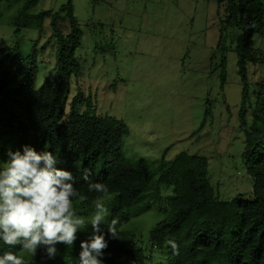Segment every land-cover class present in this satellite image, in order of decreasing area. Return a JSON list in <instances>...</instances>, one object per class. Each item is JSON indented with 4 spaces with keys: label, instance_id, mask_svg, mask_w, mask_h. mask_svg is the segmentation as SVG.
I'll return each mask as SVG.
<instances>
[{
    "label": "trees",
    "instance_id": "trees-1",
    "mask_svg": "<svg viewBox=\"0 0 264 264\" xmlns=\"http://www.w3.org/2000/svg\"><path fill=\"white\" fill-rule=\"evenodd\" d=\"M7 1L0 0V5ZM211 1L216 4L220 26L218 47L227 28L235 27L242 34L234 52L241 88V159L252 180L249 197L243 199L238 195L229 201L219 200L209 184L208 163L202 157L178 153L166 165L161 163L163 169L152 183V173L142 160L132 162L121 156V141L127 135L125 125L96 115L89 97L77 93L70 98L75 51L81 38L70 4L59 9L67 19V34L58 28V13L32 12L36 0H22L10 21L14 38L23 30H35L39 36L27 56L22 55L16 43L0 46V159L6 162L8 151L22 152L24 145L38 153H52L59 161L56 167L71 172L74 186L88 196L85 203L94 202L100 195L87 191L85 172L93 182L106 183V195L114 194L120 201L110 216V221L119 220L116 227L150 210L163 212L164 218L150 230L148 240L152 249H162L169 240L175 242L177 249L169 245L166 253L168 264H210L213 258L220 264H264V44L255 47L252 40L261 37L264 43V0ZM46 19L51 36L43 47L45 50L52 41L53 75L35 88L38 43ZM248 65L263 67L259 81L249 84ZM220 69L223 86L224 59ZM209 102L206 100L207 106ZM209 111L210 108L205 110L206 116ZM147 186L151 189L145 193ZM104 234L108 246L101 257L103 264H115L123 257L134 264H144L146 258L132 236L118 229V239L111 238L107 231ZM77 236L72 247L57 244L54 259H48L45 248L38 247L35 260L50 264L69 256L75 246L80 252V242L85 238ZM9 250L18 256L22 248L7 246L0 240V255Z\"/></svg>",
    "mask_w": 264,
    "mask_h": 264
},
{
    "label": "rangeland",
    "instance_id": "rangeland-1",
    "mask_svg": "<svg viewBox=\"0 0 264 264\" xmlns=\"http://www.w3.org/2000/svg\"><path fill=\"white\" fill-rule=\"evenodd\" d=\"M21 3L22 0H8L0 5V46L16 43L22 55L27 56L39 35L35 30H23L17 38L13 37L10 21ZM66 4L71 5L81 36L75 51L70 98L77 93L89 97L96 115L125 125L127 135L121 141V156L132 162L142 160L152 173V183L163 169L161 163L166 165L178 153L202 157L208 163L209 184L219 200L229 201L238 195L243 199L249 197L252 180L241 159V88L234 52L242 34L235 27L227 28L218 47L220 26L214 1L36 0L32 12L58 13V28L67 34L65 13H59ZM50 36L46 19L38 43L35 88L53 75L52 41L48 40L45 50L43 47ZM252 40L255 47L264 44L261 37ZM223 59L226 76L221 86ZM247 73L252 84L261 79L263 67L248 65ZM206 100H210L208 106ZM207 108L210 111L206 116ZM147 187L145 193L151 189ZM101 199L109 211L105 223L100 225L106 232L111 213L120 201L114 194ZM94 202L76 200L73 208L90 223ZM164 216L154 209L130 217L117 227L133 237L146 258L144 264H168L169 244L152 249L148 240L150 230ZM91 232L89 225L77 235L86 239ZM18 257L25 264H48L37 262L35 256L23 249ZM50 264H79L77 246L69 256ZM115 264L134 262L123 257ZM210 264L220 263L213 258Z\"/></svg>",
    "mask_w": 264,
    "mask_h": 264
},
{
    "label": "clouds",
    "instance_id": "clouds-1",
    "mask_svg": "<svg viewBox=\"0 0 264 264\" xmlns=\"http://www.w3.org/2000/svg\"><path fill=\"white\" fill-rule=\"evenodd\" d=\"M8 160L0 167V240L7 246L20 245L33 257L38 247H44L48 259L57 255V244L73 246L77 233L91 226V235L80 242L79 264H103L101 257L108 246L100 225L109 215L101 196L109 193V186L93 182L85 172L87 191L98 195L94 214L88 218L73 208L76 200L86 201L74 185L72 173L56 167L57 156L48 151L37 152L28 145L22 152L8 151ZM119 220L107 225L108 235L117 237ZM173 250L174 241L167 242ZM0 264H25V260L9 250L0 255Z\"/></svg>",
    "mask_w": 264,
    "mask_h": 264
}]
</instances>
